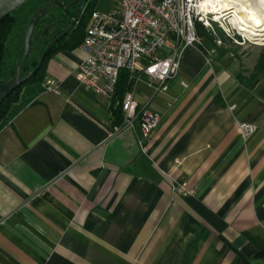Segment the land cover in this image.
Segmentation results:
<instances>
[{"label":"crops","instance_id":"1","mask_svg":"<svg viewBox=\"0 0 264 264\" xmlns=\"http://www.w3.org/2000/svg\"><path fill=\"white\" fill-rule=\"evenodd\" d=\"M83 59L80 45L49 58L0 128V264H264L257 61L187 47L174 78L133 81L159 117L142 140L110 136V99L75 79ZM240 123L257 130L243 140Z\"/></svg>","mask_w":264,"mask_h":264},{"label":"built area","instance_id":"2","mask_svg":"<svg viewBox=\"0 0 264 264\" xmlns=\"http://www.w3.org/2000/svg\"><path fill=\"white\" fill-rule=\"evenodd\" d=\"M110 1L114 8L109 14L91 12L80 44L84 59L75 70L78 83L106 99H111L121 71L128 72L132 82L145 78L151 85L174 78L182 52L201 45L197 24L213 34L214 28L219 29L236 45L254 44L242 35V27L230 22L231 0ZM215 46L226 48L219 38ZM43 88L58 93L51 79ZM121 110L122 121L112 128L111 137L137 129L142 140H147L159 124L158 115L140 107L130 90L121 101ZM238 128L243 140L257 130L252 123H240Z\"/></svg>","mask_w":264,"mask_h":264},{"label":"trees","instance_id":"3","mask_svg":"<svg viewBox=\"0 0 264 264\" xmlns=\"http://www.w3.org/2000/svg\"><path fill=\"white\" fill-rule=\"evenodd\" d=\"M71 1L73 0H58L61 3L58 6L53 0H27L0 20V84L7 82L14 76L18 64L21 65L20 79H24L33 72L46 46L70 24L71 15L75 9V5L67 7ZM94 1H87L74 28L49 51L36 74L0 101V128L10 120L12 116L10 113L11 105L18 101L23 87L30 83H39L44 79L45 65L48 59L60 51L73 50L81 44L85 35L87 20L94 10ZM43 7H47L48 10L35 25L30 38L28 55L23 58L22 51L26 25L33 14ZM196 31L201 39V45L199 46L201 50L204 52L212 50L214 54L218 55L223 53V48L215 46L217 35L204 29L199 24L196 25ZM259 73H264V53L259 55L250 79ZM237 78L242 81L240 75ZM132 83L128 72L121 71L119 73L118 81L110 99L113 127L119 125L122 121L121 101Z\"/></svg>","mask_w":264,"mask_h":264},{"label":"water","instance_id":"4","mask_svg":"<svg viewBox=\"0 0 264 264\" xmlns=\"http://www.w3.org/2000/svg\"><path fill=\"white\" fill-rule=\"evenodd\" d=\"M26 1L27 0H0V20L3 17L7 16L12 11H14L15 9H17L19 6L24 4ZM87 1L88 0H73L67 5V7L75 5V9L71 15V21L68 27L46 46L43 53L41 54V57L38 61L36 68L33 70L32 73H30L24 79H20L21 65L20 64L17 65L14 76L11 79H9L7 82L0 84V101L6 98L7 96H9L21 84H23L24 82H26L36 74V72L40 69L43 60L45 56L49 53V51L74 28L76 22L79 20L84 10ZM53 2L57 3L58 6L61 5V3L58 2V0H53ZM47 10L48 9L46 7H43L38 11H36L26 25L24 32V40H23L24 58L28 55L32 31L35 25L37 24L38 20L46 14Z\"/></svg>","mask_w":264,"mask_h":264},{"label":"bare ground","instance_id":"5","mask_svg":"<svg viewBox=\"0 0 264 264\" xmlns=\"http://www.w3.org/2000/svg\"><path fill=\"white\" fill-rule=\"evenodd\" d=\"M231 5L230 22L242 27V35L249 41L264 46V0H231Z\"/></svg>","mask_w":264,"mask_h":264},{"label":"rangeland","instance_id":"6","mask_svg":"<svg viewBox=\"0 0 264 264\" xmlns=\"http://www.w3.org/2000/svg\"><path fill=\"white\" fill-rule=\"evenodd\" d=\"M113 8H114V4L110 0H95L94 1V10L98 11L99 13L109 14L113 10ZM214 34L217 35L216 37L222 41L224 46L236 51L241 61H246V64L244 65L245 68H251L252 65L256 63L259 55L261 53H264V46H259V45H256L255 43L254 45L248 42L241 44V45H236L232 42H228V40L225 38L222 31L216 28H214ZM22 57H23V51H22ZM14 104L11 105L10 113H11L12 106Z\"/></svg>","mask_w":264,"mask_h":264}]
</instances>
